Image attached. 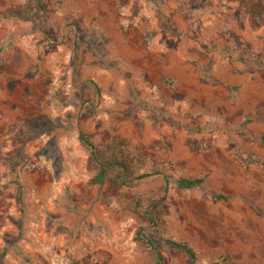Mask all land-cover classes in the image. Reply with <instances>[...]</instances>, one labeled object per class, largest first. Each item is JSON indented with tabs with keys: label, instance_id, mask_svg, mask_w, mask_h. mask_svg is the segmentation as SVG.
Masks as SVG:
<instances>
[{
	"label": "rangeland",
	"instance_id": "374dc122",
	"mask_svg": "<svg viewBox=\"0 0 264 264\" xmlns=\"http://www.w3.org/2000/svg\"><path fill=\"white\" fill-rule=\"evenodd\" d=\"M2 252L264 264V0H0Z\"/></svg>",
	"mask_w": 264,
	"mask_h": 264
},
{
	"label": "trees",
	"instance_id": "16d2710c",
	"mask_svg": "<svg viewBox=\"0 0 264 264\" xmlns=\"http://www.w3.org/2000/svg\"><path fill=\"white\" fill-rule=\"evenodd\" d=\"M256 7L257 5L255 4L254 8L256 9ZM255 9L252 10L253 16H257L259 13L255 11ZM78 140L82 145H84L87 148L89 152L90 160H92L93 162L97 163L100 166L99 171L90 181L91 184L99 185V184H102L105 180L111 179V178H113L114 180H119V179H122L123 177H126V178H131L132 180H139V179L151 176V175L145 174V175L133 177L132 174L130 173L129 166L127 164L123 162L122 163H111V162L101 161L96 154L97 149L83 137L82 133L79 134ZM117 166L120 167L117 170L120 171L121 174L113 175L109 170L110 168L112 167L114 168ZM201 183H202V180L200 179H195V180L183 179V180L178 181L177 186L181 189H191L196 186H199ZM170 244L181 249L189 257L193 258L194 256L193 253L187 248L186 245L173 243V242H170ZM148 246L151 248L152 251H156L155 246L152 243H148ZM155 253H156V263L155 264H164L162 256L157 252ZM3 256H4V252L0 253V262Z\"/></svg>",
	"mask_w": 264,
	"mask_h": 264
}]
</instances>
